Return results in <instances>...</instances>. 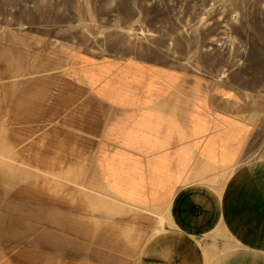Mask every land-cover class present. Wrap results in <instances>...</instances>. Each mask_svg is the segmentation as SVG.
Here are the masks:
<instances>
[{
    "label": "rangeland",
    "instance_id": "obj_1",
    "mask_svg": "<svg viewBox=\"0 0 264 264\" xmlns=\"http://www.w3.org/2000/svg\"><path fill=\"white\" fill-rule=\"evenodd\" d=\"M0 32H9L15 37L13 43L18 51H22V47L26 45L32 50H39L43 44L47 45L49 50L58 53L68 51L71 54L78 52V56L84 54V58H81V66L85 74L99 86L101 93L111 92L114 96L122 92L129 94L131 98L132 92L136 90L139 93L142 86L152 88L153 83L150 82L145 69L148 73L164 69L172 76L176 75L189 82L196 81V85L202 83L204 86L202 92L206 94L223 98L232 96L238 104L243 103L242 112L244 114L247 113L244 110L247 109V105L254 106L250 109L258 113L254 120L259 124L260 138L263 139L264 0H0ZM17 39L22 41L23 45L19 46ZM92 56L97 61L93 62L95 70L84 62ZM130 63L131 66H129ZM113 64H115L114 71L111 69ZM134 69L140 70L135 72ZM100 75L101 81H99ZM95 76L98 77L97 80H94ZM135 80L140 82L137 81L136 84ZM104 100L97 103V100L91 97L88 119L97 120L100 112L108 111L103 107L106 106V100L105 102ZM119 100L122 104H126L124 101H131L126 97ZM238 107L241 108L240 105ZM130 113L129 117L133 127H137L135 131L143 133L146 131L139 129V123L149 122V119L155 116L148 111L136 110ZM94 120L93 124L96 129L106 125L105 121V123H100ZM120 132L122 135V131ZM98 134L99 132H96L93 138V147L91 139L83 140V148L91 149L92 147L94 151L92 154L91 150V156L87 158L91 160L82 162L85 165L82 164V171L78 178L73 177L75 174L73 172L70 177L73 178L72 180L66 181L65 178L60 180H63L62 185L77 192L82 190L80 188H83V181L86 180L84 173L88 176H95L96 182L88 181V185L89 182L94 184L89 189L106 191L112 197L113 191L117 190L111 189V157L107 158V155H111V149L123 152L124 146L111 147L107 131L103 139L99 141L100 147L96 148ZM0 141H2L1 137ZM9 150L6 147L3 148V157L8 160L4 162L5 172L13 170L15 173L16 171L23 173L24 176L20 178L22 180L28 179L29 176L32 177L36 171L46 172L34 167L28 169L16 161ZM263 153L264 139L261 140L258 154L262 156ZM78 155L80 156L79 144L77 155L74 154L71 157ZM76 164L65 161L62 167H76ZM215 174L216 172L208 171V175L211 176L205 181L208 183L210 180V183L219 184L221 181L218 177L221 175L215 176ZM218 191L220 192L221 189H211L212 193H219ZM123 194L131 201L140 197L139 193ZM2 198L3 201L0 199V219H10L16 222L19 210L13 206L20 204L19 201H15L18 194L13 191L5 193V197ZM23 208L24 210L32 209L23 205L20 212ZM137 208L149 213L142 214L145 216L144 220L135 219L133 223L132 220L129 221L130 219L120 221L113 218L111 221L115 223L111 226L120 229L127 227L128 223H133L149 234L155 228L160 229L158 232L164 235L170 233L165 229L167 227L160 226L163 220L162 217L160 220L156 219L153 214L154 207ZM22 220L29 221L28 219ZM29 222L37 232L43 233L47 229L46 223L33 220ZM196 238V243L204 244L209 248H214V246L219 248L222 245L230 250L229 252L237 250L254 255V257L259 256L253 261L244 259L243 264H264V249L251 244L222 243L219 240L203 239L200 236ZM96 239L99 240H95L93 246H100V243L107 242L102 236L99 238L96 236ZM16 243L11 237V232L0 235V244L8 250L10 256L14 255L11 257L16 264H47L39 262L42 255H47L46 251L28 253V248L24 252L18 248V252ZM28 243L30 242L22 240L18 242V245L25 248L28 247ZM150 243V240L143 241L138 243L135 249L128 251L120 248V258L112 256L111 263L100 261V258L98 264H123L122 261H126L125 264H140L144 249L146 250ZM154 253L156 252L153 249ZM54 254L50 252L51 256ZM59 254L62 255L60 256L62 263L56 264H70L76 258L66 251L59 252ZM234 258L237 257L234 256Z\"/></svg>",
    "mask_w": 264,
    "mask_h": 264
},
{
    "label": "crops",
    "instance_id": "obj_2",
    "mask_svg": "<svg viewBox=\"0 0 264 264\" xmlns=\"http://www.w3.org/2000/svg\"><path fill=\"white\" fill-rule=\"evenodd\" d=\"M83 56L84 54L80 55L78 62L81 81L88 92L93 95L92 98L97 100V103L102 99L106 100V102L104 100L106 106L103 107L108 111L100 112L97 120L90 118L95 122L103 123L105 121V126L96 129L92 123L93 129H88L86 133L82 128V132L75 130L78 138L83 141L88 133L89 137L87 138L91 139L93 147V138L96 132H99L98 142L95 144L97 148V146L100 147L99 141L108 131L111 147L124 146L123 152L111 149V155H107V158L111 157V189L117 190L113 191V198L115 197L124 204L137 207H160L168 204L167 210H164L161 217L163 218L165 214V219H162L163 225L170 233L167 235L156 234L158 236L155 238L154 235L153 239H149V233H145L142 236L145 237L143 241L155 239L158 242L157 245L161 242L165 244L179 242L188 254L195 253L196 249L203 250V248L210 249L208 251L211 252L220 250L223 253L219 256L221 255L223 260H230L238 264H243L244 259L253 261L255 257H259H254L251 254L250 256L248 253H241L237 250L228 252L230 250L222 245L219 248L216 246L209 248L204 244L196 243V236L203 239L219 240L222 243L229 242L226 240L229 235V226L236 229L243 224V221H237L227 225L228 222L223 218L224 212H222L226 207L223 206L221 197L223 198L225 189H244L242 184L240 187L238 186L239 182L251 172H256L259 169L261 154L258 153L264 134L261 139V129H258L259 124L254 120L258 113H254V110L250 109H253L254 106L247 105V109H244L247 113L244 114L242 112L243 103L238 104L232 96L227 98L211 96V94L202 92L204 88L202 83L199 82L200 85H196V81H190V85L189 80H183L176 75L172 76L164 69H157L152 73H148L145 69L150 82L153 83L152 88L149 89L145 85L142 86L139 93L132 90L131 98H129V94L122 92H119L120 95L114 94L113 96L111 92L103 91L104 94L100 92L99 86L94 83L93 79L85 74V70L81 66ZM84 62L95 70L93 62L97 61L93 56L88 57ZM131 65L130 63L129 66ZM114 68L115 64L111 66L113 71ZM139 70L134 69L135 72H139ZM101 75L99 81H101ZM97 79L98 77L95 76L94 80ZM137 81L140 82L135 80L136 84ZM123 97L131 101L127 100L124 101L126 104H122L119 99ZM6 99V95L0 94V137L2 139L0 145L2 149L5 147L10 149L13 158L28 169L30 167L40 169V167L31 166L30 163L35 161L44 163L48 158L46 154L35 155L30 149L32 142L33 146L40 144V147L36 149L47 147V153H51L54 149L48 147L46 141L40 140L39 135L33 134L30 123L32 118L36 120L44 118L47 111L32 112L30 109L24 108L17 112L14 110L15 106H9L10 103L4 104ZM238 105L241 106L240 109ZM136 110L152 112L155 115L149 119V122L139 123V129L146 131L145 133L135 131L137 127H133L130 120V112ZM60 114L63 118L68 116L65 115V111H60ZM56 125L53 124L52 127L54 130L60 129L62 133H59L60 139L64 138L65 131L72 128L71 125L68 128V123L65 122L60 123V126ZM92 147L87 150L84 157L80 154L83 146L79 145L80 156L61 155L60 158V154L56 153V160L63 162L91 160V158H87L91 156V150L93 154L94 148L92 149ZM75 149L78 152V144ZM62 168L66 169V167ZM208 171L216 172L215 176L221 175L218 177L221 182L213 184L209 180L207 183L205 180L211 176L208 175ZM223 179H227L224 184ZM211 189H221L222 192L212 193ZM123 193H139L140 197L131 201ZM211 211L214 212L215 217L211 216ZM33 228L35 229V227ZM218 237L220 239H217ZM104 241H109V239L105 238ZM27 245L28 247L32 246L31 243ZM16 246L17 251L20 248L24 252L28 248L18 245V242ZM253 246L264 249V245ZM7 251L0 244V264H16L11 257L14 255L10 256ZM37 251L32 248L27 250L28 253H37ZM62 251L46 250L47 256L57 260L59 258V263H62L60 257L62 255L59 254ZM50 252H54V256H51ZM141 257L143 259V256ZM53 263L56 264L58 261Z\"/></svg>",
    "mask_w": 264,
    "mask_h": 264
},
{
    "label": "bare ground",
    "instance_id": "obj_3",
    "mask_svg": "<svg viewBox=\"0 0 264 264\" xmlns=\"http://www.w3.org/2000/svg\"><path fill=\"white\" fill-rule=\"evenodd\" d=\"M14 39L9 32H0V94L7 96L4 104L10 103L9 106H15L14 110L17 112L24 108L32 112L47 111L42 119L32 118L30 126L33 134L39 135L40 139L46 141L48 147L55 151L47 153L48 148L45 146L36 149L40 144L33 146L32 142L31 151L37 156L46 154L48 159L44 163L30 161V164L46 172L36 171L32 177L29 176L30 179L22 180L20 178L24 176L23 173L17 171L15 173L13 170L5 172L4 162L8 160L3 157L0 145V199L3 201L5 193L14 191L18 194L15 201L20 202L19 206H13L19 210L16 222L0 219V235L11 232V237L16 242L28 241L32 245L28 248L38 250L37 252L49 249L66 251L76 257L70 264H98L100 258V261L111 263L112 256L120 258V248L128 251L143 242L145 237L142 236L146 232L135 226L133 220H144L145 216L142 214L149 213L122 203L106 191L89 189L94 184L89 182L88 185V181L96 182L95 176L83 174L86 180L83 181L81 191H71L70 187L62 185L61 178H65L66 181L72 180L70 177L73 172H75L73 177L78 178L82 164L85 165L80 160H74L75 164L78 163L76 167L63 169L58 165L63 164V161L56 160V156L57 154L71 156L77 153L76 144L84 146L75 130L82 128L86 133L88 129H93L91 127L93 120L87 119V110L93 95L81 81L78 52L58 53L49 50L48 46L43 44L39 50H32L26 45L22 47V51H18L13 43ZM17 44L23 45L19 39ZM60 111H65V115L68 116L63 118ZM63 122L71 125L72 131L70 129L65 131L64 138L60 139L59 133L62 134L60 129L54 130L52 126L53 124L60 126ZM87 137L84 139L88 140ZM87 150L90 149L83 148L80 151L82 157L87 154ZM258 165L259 169L256 172H251L239 182L238 186L242 184L244 189H225L226 192L223 198L221 197L223 206L226 207L222 212L223 218L228 222L227 225L243 221L236 229L229 226V235L226 239L229 242L264 245V153ZM226 180H222L223 184ZM221 192L222 190L219 193ZM23 205L32 209L23 208L20 212ZM167 207L168 204L154 207L153 214L156 219L160 220ZM211 216L215 217L212 211ZM113 218L120 221L130 219L129 221L132 220L133 223L118 229L111 226L115 223L111 221ZM22 219L46 223L47 229L43 233L37 232L29 221ZM160 226H163V222H160ZM158 231L160 229L155 228L148 238L152 239L154 235L156 238L158 236L156 234L160 233ZM96 236L105 237L109 241L105 244L100 243V246H93L95 240H99ZM157 243L154 239L147 249H144L140 264H238L223 260L222 256H219L223 253L220 250L211 252L208 251L210 249L203 248L188 254L179 242L176 244L161 242L158 245ZM153 249L156 252L154 254ZM55 261L59 262L60 259L49 258L47 255H42L39 260L40 263L47 264H53Z\"/></svg>",
    "mask_w": 264,
    "mask_h": 264
}]
</instances>
